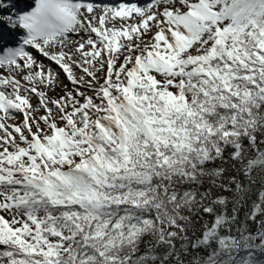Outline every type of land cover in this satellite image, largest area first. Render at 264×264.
Segmentation results:
<instances>
[{
	"label": "snow or ice",
	"instance_id": "snow-or-ice-1",
	"mask_svg": "<svg viewBox=\"0 0 264 264\" xmlns=\"http://www.w3.org/2000/svg\"><path fill=\"white\" fill-rule=\"evenodd\" d=\"M0 264H264V0H0Z\"/></svg>",
	"mask_w": 264,
	"mask_h": 264
}]
</instances>
